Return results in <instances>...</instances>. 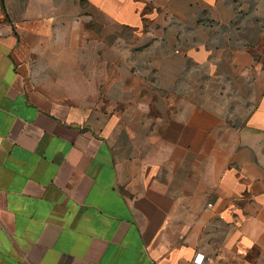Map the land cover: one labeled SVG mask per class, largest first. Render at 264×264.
<instances>
[{
  "label": "crops",
  "instance_id": "obj_1",
  "mask_svg": "<svg viewBox=\"0 0 264 264\" xmlns=\"http://www.w3.org/2000/svg\"><path fill=\"white\" fill-rule=\"evenodd\" d=\"M196 252L264 264V0H0V264Z\"/></svg>",
  "mask_w": 264,
  "mask_h": 264
},
{
  "label": "rangeland",
  "instance_id": "obj_2",
  "mask_svg": "<svg viewBox=\"0 0 264 264\" xmlns=\"http://www.w3.org/2000/svg\"><path fill=\"white\" fill-rule=\"evenodd\" d=\"M94 16H96L97 14L95 12H93ZM95 25H100L102 26V22L98 23L96 22ZM102 32V30L100 31ZM98 37L102 38L101 33L97 34ZM107 35H105L106 38ZM125 38V40L127 41V45L130 48L129 50H140V45L142 44V40L138 37H136L135 35L131 34L130 32H126L123 36ZM112 43L114 41H118V38H113V34H112ZM115 45H117V43H115Z\"/></svg>",
  "mask_w": 264,
  "mask_h": 264
},
{
  "label": "built area",
  "instance_id": "obj_3",
  "mask_svg": "<svg viewBox=\"0 0 264 264\" xmlns=\"http://www.w3.org/2000/svg\"><path fill=\"white\" fill-rule=\"evenodd\" d=\"M210 261V258L208 256H205L204 254L200 252H196L193 254L190 264H206Z\"/></svg>",
  "mask_w": 264,
  "mask_h": 264
}]
</instances>
